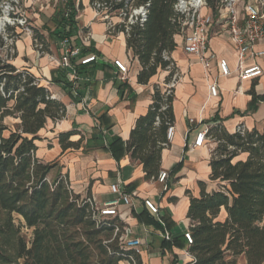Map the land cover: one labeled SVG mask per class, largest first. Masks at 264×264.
<instances>
[{"label":"trees","instance_id":"1","mask_svg":"<svg viewBox=\"0 0 264 264\" xmlns=\"http://www.w3.org/2000/svg\"><path fill=\"white\" fill-rule=\"evenodd\" d=\"M105 1L113 11L148 2L145 20L132 24L125 36L126 49L140 65L137 83L146 84L159 70L167 74L161 85H153L147 111L136 118L128 139L124 143L113 139L106 146L115 159L127 154L142 166L145 179L157 180L161 150L169 144L166 131L174 122V89L166 85L174 76L176 80L178 73L170 58L176 46L174 36L181 32V16L173 8L177 0ZM206 1L216 13L219 0ZM82 9L81 1L63 0L50 17L53 29H48V38L57 43L67 37L73 45L81 46V56L96 54L95 49L80 43L76 16ZM33 33L42 51L46 50L44 36ZM4 45L0 36V52H5L1 49ZM6 54L0 53V264H11L16 258L21 264H141L139 252L120 244L125 224L119 218H93L91 195L74 193L65 175L48 179L57 163L41 161L35 141L48 118L55 121L64 116L65 106L28 70L12 65ZM73 64L81 75L84 65L76 60ZM67 89L74 99L81 96L78 91L74 95L72 87ZM254 100L252 93L250 107ZM7 117L18 121L7 124ZM211 122L205 134L215 143L209 179L218 182V188L207 192L200 182L199 196H189L186 214L192 243L164 241L163 247H186L193 256L190 264H236L241 254L246 264H264V225L260 224L264 213V126L258 131L239 124L228 132L217 117ZM73 134L72 130L59 133L62 151L79 145V141L69 140ZM240 153L247 157L233 161ZM221 208L226 217L219 221L215 218ZM17 216L23 222L16 223ZM22 227L31 230L28 241ZM10 250L14 257L7 254ZM175 262L173 259L172 264Z\"/></svg>","mask_w":264,"mask_h":264},{"label":"crops","instance_id":"2","mask_svg":"<svg viewBox=\"0 0 264 264\" xmlns=\"http://www.w3.org/2000/svg\"><path fill=\"white\" fill-rule=\"evenodd\" d=\"M81 3L83 9L76 16L77 24L85 28L88 35L82 44L95 49L97 59L81 68L75 87L67 72L58 66L60 50L48 35L44 37L46 50L39 55L28 34L19 35L14 44L15 54L10 63L28 70L65 106L61 119L48 118L38 132L36 156L43 162L57 163L48 174L49 180L57 174L65 175L74 193L81 197L91 195L100 206L118 199L110 190L112 184L118 183L121 190L131 194L128 204L118 201L115 217L125 224L128 237L141 239V264H172L173 259L175 264H189L193 257L186 247L164 248L163 242L174 240L185 244L182 234L191 225L186 214L189 196H199L200 182L207 192L216 190L219 185L209 179V160L215 143L206 140L203 145L194 146L196 134L208 128L213 117H217L228 132H233L239 124L248 130L263 129L264 40L253 46L244 63V66L258 65L263 74L240 81L236 73V55L224 24L214 20L208 29L205 55L213 57L209 59L207 72L195 55L183 51L182 36H174L176 46L170 53L178 71L173 86L174 134L168 146L161 150L160 170L167 172V178L159 182L145 179L142 166L129 155L122 153L115 159L106 145L113 139L119 138L123 143L128 139L136 118L147 111L153 85H161L167 71H157L146 84L137 83L140 65L126 49L125 35L119 31L106 34L105 21L90 7V1L82 0ZM111 20L117 22L115 16ZM79 39L81 42V37ZM114 58L128 64L125 75L113 66L111 60ZM221 58L227 61L231 75L219 74L217 63ZM213 80L218 84L216 97L209 95L207 87ZM121 84L124 85L120 87ZM71 87L81 95L77 100L68 92L67 88ZM252 93L255 100L250 107ZM69 130L75 132L69 140L79 141V145L62 151L58 135ZM246 157V153H240L233 161ZM145 198L158 207L157 214L144 206ZM225 217V209L221 208L215 219L222 221ZM260 224L264 225V213ZM165 233L169 239H165ZM236 264H246L244 254L237 257Z\"/></svg>","mask_w":264,"mask_h":264},{"label":"built area","instance_id":"3","mask_svg":"<svg viewBox=\"0 0 264 264\" xmlns=\"http://www.w3.org/2000/svg\"><path fill=\"white\" fill-rule=\"evenodd\" d=\"M3 1L5 2L0 0V20L6 17L7 22L0 26V36L6 42V45L1 49H6L5 52L8 53L6 54L8 59L11 60L14 53V46L12 45H14L18 38V33L13 28H21L26 31L31 36L33 46L38 52V55L41 54L43 52L41 49L42 45L34 38V30L30 27V23L27 21L24 13H19L15 4L10 2V0ZM15 3L17 2L15 1ZM90 7L105 21V33L109 35L119 31L126 36L130 26L135 23H142L148 12V2L138 6L124 5V7L113 11L110 9L109 3L105 0H92ZM173 8L181 16L180 35L183 39V51L187 54L195 55L206 72L209 69V59L213 57L212 55H205L207 32L215 20L224 24L225 31L230 38L232 50L236 55V73L238 79L243 81L263 74V70L258 65L244 66V63L247 56L251 55L253 46L258 41L264 40V0H219L216 13H213L211 8L207 6L206 0H177ZM202 9H206L207 11L202 12ZM113 16L117 18V22L111 20ZM79 28L78 36L81 37L80 43L82 44V42L87 41L88 35L85 34L86 32H82L81 27ZM57 45L60 50L57 59L58 66L67 72L70 80L74 82L72 84L75 87V81L79 75L76 73L73 61L76 60L81 65H87L94 62L97 56L94 53L81 56V46L73 45L67 37L62 38L57 42ZM164 57L168 58L167 55H164ZM111 62L121 75H125L128 72V64L119 58H114ZM217 66L221 76L226 77L232 74V70L224 58L218 60ZM174 77L166 85L167 88L174 86L178 78V73L176 80H174ZM207 87L209 95L216 97L218 94V84L216 81L213 80ZM76 93V90H73V94L76 95ZM189 121L191 122V120ZM206 131L207 128L196 134L193 143L194 146H201L208 140L205 136ZM173 134L174 127L173 125H169L166 131V141L168 143L171 141ZM166 178L167 172L160 171L157 176V181L164 182ZM110 190L117 194V200L103 203L100 206L91 198L93 218L115 217L117 215L115 206L118 201L121 200L125 204L130 202L131 194L121 190L118 183L112 184ZM143 204L152 213H158V207L149 199L145 198ZM182 235L187 244L192 243L189 230H185ZM164 237L165 239H169V235L166 233ZM119 241L124 248L135 249V251L140 253L141 239L139 237H128L126 235V228L124 229V233L119 237Z\"/></svg>","mask_w":264,"mask_h":264},{"label":"rangeland","instance_id":"4","mask_svg":"<svg viewBox=\"0 0 264 264\" xmlns=\"http://www.w3.org/2000/svg\"><path fill=\"white\" fill-rule=\"evenodd\" d=\"M15 1L17 3H15ZM63 0H10V2L14 3L16 9L19 13H24L27 18V21L30 23V27L33 28L36 32L42 34L44 37L48 35L47 30L53 29V24L50 20V17L55 12L56 8L62 4ZM82 1V0H76ZM2 2H5L2 0ZM86 2V1H85ZM81 11V10H80ZM44 25V26H43ZM17 33L18 37L22 34H28L26 31L21 28H13ZM30 36V35H29ZM31 37V36H30ZM18 39V38H17ZM15 44V43H14ZM14 46V45H12ZM4 51L0 52L1 55L6 54ZM8 54V53H7ZM15 54V49L13 56ZM7 124H12L14 122L12 117H7L5 119ZM18 218L15 217L16 223H18ZM21 232L25 237L26 241H28L31 237V230L26 227H22ZM12 251H8V255L10 257H14L11 255ZM21 259H12L11 264H21ZM119 264H127L125 261L120 262Z\"/></svg>","mask_w":264,"mask_h":264},{"label":"bare ground","instance_id":"5","mask_svg":"<svg viewBox=\"0 0 264 264\" xmlns=\"http://www.w3.org/2000/svg\"><path fill=\"white\" fill-rule=\"evenodd\" d=\"M6 22H7V18H6V17L2 18V19L0 20V26H1L2 24L6 23Z\"/></svg>","mask_w":264,"mask_h":264}]
</instances>
